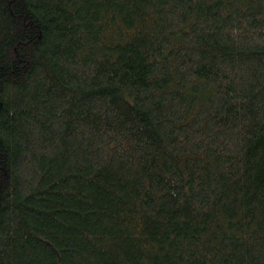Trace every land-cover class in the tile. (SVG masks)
Segmentation results:
<instances>
[{"label": "trees", "instance_id": "16d2710c", "mask_svg": "<svg viewBox=\"0 0 264 264\" xmlns=\"http://www.w3.org/2000/svg\"><path fill=\"white\" fill-rule=\"evenodd\" d=\"M0 264H264V0H0Z\"/></svg>", "mask_w": 264, "mask_h": 264}]
</instances>
